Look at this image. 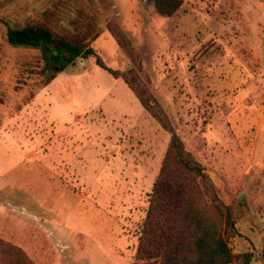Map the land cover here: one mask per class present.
<instances>
[{
    "label": "rangeland",
    "instance_id": "rangeland-1",
    "mask_svg": "<svg viewBox=\"0 0 264 264\" xmlns=\"http://www.w3.org/2000/svg\"><path fill=\"white\" fill-rule=\"evenodd\" d=\"M38 23L91 24L95 53L136 77L232 210L228 246L264 264V0H181L169 18L152 0H0V264H15L5 246L30 264H133L169 141L93 57L61 70L7 43Z\"/></svg>",
    "mask_w": 264,
    "mask_h": 264
},
{
    "label": "trees",
    "instance_id": "trees-1",
    "mask_svg": "<svg viewBox=\"0 0 264 264\" xmlns=\"http://www.w3.org/2000/svg\"><path fill=\"white\" fill-rule=\"evenodd\" d=\"M152 1L155 12L165 18L175 15L181 7V0ZM53 13L45 12V19L48 20ZM91 28V24H87L84 33L70 35L56 33L45 24H31L22 29L8 28L6 41L13 46L43 50L51 60L60 64L61 70L77 59L93 57L100 69L123 81L140 106L169 134L140 225L133 264H250L251 251L234 253L228 246L229 239L236 234V221L232 210L217 198L203 166L185 150L162 109L151 102V96L137 83L136 77L131 80L127 73L105 66L89 45L96 36L86 40ZM108 29L120 45L119 34L111 26ZM54 78V75L50 76L47 84ZM198 182L206 189L210 209L201 204L196 193ZM3 251L15 258V264H30L17 248L5 246Z\"/></svg>",
    "mask_w": 264,
    "mask_h": 264
}]
</instances>
